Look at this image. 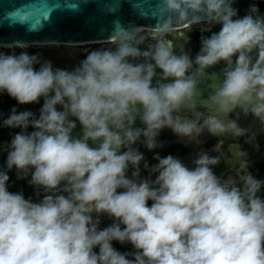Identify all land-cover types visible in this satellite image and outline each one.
Instances as JSON below:
<instances>
[{
    "label": "clouds",
    "instance_id": "obj_1",
    "mask_svg": "<svg viewBox=\"0 0 264 264\" xmlns=\"http://www.w3.org/2000/svg\"><path fill=\"white\" fill-rule=\"evenodd\" d=\"M81 2L64 8L78 12ZM237 2L156 0L153 25L114 21L110 46L89 49L70 69L27 42L0 44V95L41 105L38 115L0 113V128L19 129L0 143V264H264V177L239 145L230 157L219 142L210 149L217 155L199 148L205 133L254 144L241 116L264 128V0L243 16ZM44 9L50 19L60 5L36 0L8 17L27 25L29 12ZM195 28L193 57L185 45ZM165 129L197 146L191 167L156 151ZM222 159L238 167L218 176ZM12 171L36 199L9 190ZM104 216L112 223L101 228Z\"/></svg>",
    "mask_w": 264,
    "mask_h": 264
},
{
    "label": "water",
    "instance_id": "obj_2",
    "mask_svg": "<svg viewBox=\"0 0 264 264\" xmlns=\"http://www.w3.org/2000/svg\"><path fill=\"white\" fill-rule=\"evenodd\" d=\"M70 2H78V0H70ZM48 3H59L60 5V9L51 12L50 19L41 15L46 9L34 10L29 12L27 25H21L19 22L10 21L8 13L22 5L34 6L36 0H0V44L15 41L27 42L33 46L28 49L29 52H41L45 56H51L52 63L69 69L77 65L89 50H80L77 49L78 47L110 46L105 39L110 35L114 21L118 20L125 25L129 23L143 25L147 28L155 23L154 17L158 14V9L155 7L156 0H88L86 4L80 3L81 10L78 12L64 8V0H48ZM106 4L115 9L113 14L106 10ZM19 18L18 14L12 19ZM10 23L13 25L9 26ZM27 26L32 27L33 31H27ZM184 34V31H181L180 35ZM176 43L182 44L183 40L177 39ZM185 48L195 57L200 44L190 39V43L186 44ZM16 51L20 50L16 49ZM223 67L221 63L209 71L218 72ZM210 84L211 81L205 80L200 85L204 96L211 91ZM40 106V104H28L20 111L30 110L38 115ZM0 113L3 114L1 110ZM251 120L255 119L251 117ZM28 131L32 129L29 128ZM79 132L78 126L74 135H78ZM239 148L248 153V158L256 152L255 144ZM236 164L238 162L234 160L222 159L221 164L214 168V172L218 176L224 175Z\"/></svg>",
    "mask_w": 264,
    "mask_h": 264
},
{
    "label": "flooded vegetation",
    "instance_id": "obj_3",
    "mask_svg": "<svg viewBox=\"0 0 264 264\" xmlns=\"http://www.w3.org/2000/svg\"><path fill=\"white\" fill-rule=\"evenodd\" d=\"M251 2L252 0H240L238 3H236L235 7L239 9L240 16L246 14L249 3ZM259 8L261 10V13H264V2L259 3ZM213 30L214 31L218 30V26L216 29ZM188 34L192 38L193 36H196L198 40L197 43L200 44L201 33L198 28H195L192 32H189ZM0 50H4V49L0 48ZM42 58L52 61L51 56H45L44 54H42ZM54 66L57 65L54 64ZM13 106H15L18 109V111H20L25 105H18L16 101L11 99L9 96H7V94L0 95V110L3 112V118L7 117L10 109ZM239 123L241 127L249 129L250 134L255 133L256 135V141L254 143L256 152L254 151L255 153L250 158H248V160L251 163L250 170L258 177H264V128L261 127V125L257 120L254 121L251 120V116H248L247 118L241 116L239 119ZM16 131H19V129L0 128V143L10 141L11 136ZM201 139L203 143L199 146V148L203 150H209L210 155L218 154L210 151L212 145L217 144L218 142L223 146L222 151L224 152V154L229 157L231 155L229 150L234 151L235 150L234 148L237 147L236 145H239V147L245 145H252V144L244 143V138H240V139L231 138V137L214 138L209 136L207 133H205ZM159 140L162 141L164 145L162 148L156 149V151L159 152L161 156L167 154H173L181 158L185 164L191 167V160L194 158L196 151L198 150L196 145L185 146L183 143L178 142V138L175 135H173V133L169 129H165L164 131H162ZM256 145L259 146L258 149ZM140 150L144 152L146 158L150 163H155V161L152 160L153 153L148 152L145 148H143L142 145L140 146ZM5 159H6V154L0 153V166L4 164ZM236 167H238V164H236L235 167H233V169ZM233 169H231L226 174L232 172ZM142 174L144 176L148 175L147 172H143ZM9 176H10V180H9L10 191L13 192L23 191L25 198L32 197L33 199H36L34 195V189L32 186L28 184L27 179L17 180L15 171L10 172Z\"/></svg>",
    "mask_w": 264,
    "mask_h": 264
},
{
    "label": "trees",
    "instance_id": "obj_4",
    "mask_svg": "<svg viewBox=\"0 0 264 264\" xmlns=\"http://www.w3.org/2000/svg\"><path fill=\"white\" fill-rule=\"evenodd\" d=\"M197 35V34H196ZM191 39L194 42H198L197 37L193 36V38L191 37ZM113 246L120 252H128V251H132L131 245L125 244V245H121L118 242H113Z\"/></svg>",
    "mask_w": 264,
    "mask_h": 264
},
{
    "label": "rangeland",
    "instance_id": "obj_5",
    "mask_svg": "<svg viewBox=\"0 0 264 264\" xmlns=\"http://www.w3.org/2000/svg\"><path fill=\"white\" fill-rule=\"evenodd\" d=\"M240 0H238V2H239ZM237 2V3H238ZM92 47H100L99 45H97V46H82V47H78L77 49H80V50H84V51H86V50H88V49H91ZM101 220H102V223H101V225H100V227H106V226H108L109 224H111L112 223V220H110L108 217H106V216H104V217H101Z\"/></svg>",
    "mask_w": 264,
    "mask_h": 264
}]
</instances>
